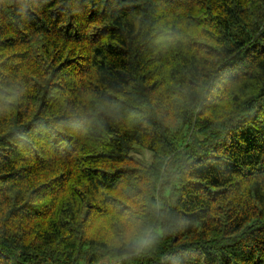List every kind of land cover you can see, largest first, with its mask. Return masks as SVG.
Listing matches in <instances>:
<instances>
[{"label": "trees", "instance_id": "1", "mask_svg": "<svg viewBox=\"0 0 264 264\" xmlns=\"http://www.w3.org/2000/svg\"><path fill=\"white\" fill-rule=\"evenodd\" d=\"M113 263L264 264V0H0V264Z\"/></svg>", "mask_w": 264, "mask_h": 264}, {"label": "rangeland", "instance_id": "2", "mask_svg": "<svg viewBox=\"0 0 264 264\" xmlns=\"http://www.w3.org/2000/svg\"><path fill=\"white\" fill-rule=\"evenodd\" d=\"M133 157H135L139 162H149L152 157V152L148 149L142 148L141 146L135 145L132 149ZM115 264V263H113Z\"/></svg>", "mask_w": 264, "mask_h": 264}]
</instances>
